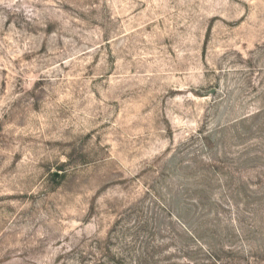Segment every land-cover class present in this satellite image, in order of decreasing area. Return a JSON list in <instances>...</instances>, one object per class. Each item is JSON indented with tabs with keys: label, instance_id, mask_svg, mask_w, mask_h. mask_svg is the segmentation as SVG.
<instances>
[{
	"label": "rangeland",
	"instance_id": "1",
	"mask_svg": "<svg viewBox=\"0 0 264 264\" xmlns=\"http://www.w3.org/2000/svg\"><path fill=\"white\" fill-rule=\"evenodd\" d=\"M0 264H264V0H0Z\"/></svg>",
	"mask_w": 264,
	"mask_h": 264
}]
</instances>
